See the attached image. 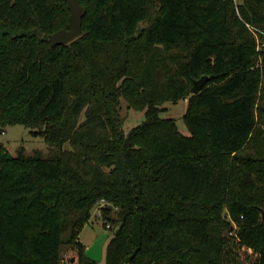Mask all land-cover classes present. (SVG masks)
Here are the masks:
<instances>
[{
    "label": "trees",
    "instance_id": "obj_1",
    "mask_svg": "<svg viewBox=\"0 0 264 264\" xmlns=\"http://www.w3.org/2000/svg\"><path fill=\"white\" fill-rule=\"evenodd\" d=\"M78 1L82 34L54 47L65 0H0V128L53 147L0 143V264L65 247L76 264H264V0ZM122 100L144 112L128 133ZM184 100L189 135L163 117ZM101 203L120 230L96 263L80 234Z\"/></svg>",
    "mask_w": 264,
    "mask_h": 264
},
{
    "label": "rangeland",
    "instance_id": "obj_2",
    "mask_svg": "<svg viewBox=\"0 0 264 264\" xmlns=\"http://www.w3.org/2000/svg\"><path fill=\"white\" fill-rule=\"evenodd\" d=\"M235 2H240V0H235ZM187 106L188 100L180 101L177 105L167 103L164 106L165 113L163 114V117L176 119L179 129L184 135H189L183 121ZM121 116L125 123L123 128L126 133H128L133 127L137 126L144 120V112H135L131 110L130 108H128V105L124 100H122L121 102ZM2 131H4L5 134H2ZM0 143L13 156H16L20 147H25L27 152L29 153L34 150H39L43 152L47 157L53 149V147L45 142L42 136L33 135L30 129H27L20 125L9 126L5 129L0 128ZM64 148L68 149L69 144H66ZM105 206V203H101L93 209L89 224L84 227L80 234V238L83 242H89L92 239L95 240L96 237L102 232L113 230L114 226L110 222H106L103 218L102 209ZM106 228H110L112 230H107ZM73 259L74 261H72ZM77 261L78 257L76 251L74 249L65 247L63 251V264H76Z\"/></svg>",
    "mask_w": 264,
    "mask_h": 264
},
{
    "label": "water",
    "instance_id": "obj_3",
    "mask_svg": "<svg viewBox=\"0 0 264 264\" xmlns=\"http://www.w3.org/2000/svg\"><path fill=\"white\" fill-rule=\"evenodd\" d=\"M70 10V22L67 28L62 29L49 36L52 46H60L67 44L82 34L83 18L86 10L80 5L78 0H65ZM209 76H202L193 82L191 93L193 95L200 94L209 82ZM262 220L264 222V211H262ZM120 225H117L113 231H104L96 237L93 243L85 248V256L87 259L96 263H102L104 258V250L107 241L114 235H117ZM74 261V259L72 260Z\"/></svg>",
    "mask_w": 264,
    "mask_h": 264
},
{
    "label": "crops",
    "instance_id": "obj_4",
    "mask_svg": "<svg viewBox=\"0 0 264 264\" xmlns=\"http://www.w3.org/2000/svg\"><path fill=\"white\" fill-rule=\"evenodd\" d=\"M80 241H81V243H82L85 247H87V246H89V245H91V244L93 243L94 239H92V240L89 241V242H83V241L81 240V238H80Z\"/></svg>",
    "mask_w": 264,
    "mask_h": 264
},
{
    "label": "built area",
    "instance_id": "obj_5",
    "mask_svg": "<svg viewBox=\"0 0 264 264\" xmlns=\"http://www.w3.org/2000/svg\"><path fill=\"white\" fill-rule=\"evenodd\" d=\"M2 134H5V132H4V131H2Z\"/></svg>",
    "mask_w": 264,
    "mask_h": 264
}]
</instances>
